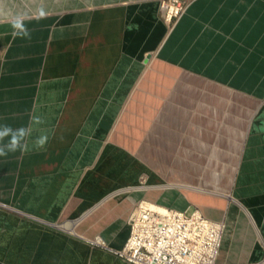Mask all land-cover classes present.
Wrapping results in <instances>:
<instances>
[{
	"label": "crops",
	"instance_id": "crops-1",
	"mask_svg": "<svg viewBox=\"0 0 264 264\" xmlns=\"http://www.w3.org/2000/svg\"><path fill=\"white\" fill-rule=\"evenodd\" d=\"M160 7L0 0V264H128L142 201L264 264V0Z\"/></svg>",
	"mask_w": 264,
	"mask_h": 264
},
{
	"label": "built area",
	"instance_id": "built-area-1",
	"mask_svg": "<svg viewBox=\"0 0 264 264\" xmlns=\"http://www.w3.org/2000/svg\"><path fill=\"white\" fill-rule=\"evenodd\" d=\"M189 5L190 0H161V16L170 29ZM129 225L130 237L117 251L128 264H216L225 230L223 222L199 209L179 211L147 201L139 203Z\"/></svg>",
	"mask_w": 264,
	"mask_h": 264
},
{
	"label": "clouds",
	"instance_id": "clouds-1",
	"mask_svg": "<svg viewBox=\"0 0 264 264\" xmlns=\"http://www.w3.org/2000/svg\"><path fill=\"white\" fill-rule=\"evenodd\" d=\"M8 131H10V130L9 129H6L4 133H0V136L7 134ZM24 134H25V130L24 129H21L19 131V135L20 136H23ZM17 143H18L17 142V136L16 135H13L10 145H8L7 147L10 150H15L16 147H17ZM3 154H4V148H0V155H3Z\"/></svg>",
	"mask_w": 264,
	"mask_h": 264
},
{
	"label": "rangeland",
	"instance_id": "rangeland-1",
	"mask_svg": "<svg viewBox=\"0 0 264 264\" xmlns=\"http://www.w3.org/2000/svg\"><path fill=\"white\" fill-rule=\"evenodd\" d=\"M193 2H194V0H190V5H189V8H190V7H191V5L193 4ZM189 8H188V10H189ZM188 10H187V11H188ZM186 13H187V12H186ZM186 13H185V14H186Z\"/></svg>",
	"mask_w": 264,
	"mask_h": 264
},
{
	"label": "bare ground",
	"instance_id": "bare-ground-1",
	"mask_svg": "<svg viewBox=\"0 0 264 264\" xmlns=\"http://www.w3.org/2000/svg\"><path fill=\"white\" fill-rule=\"evenodd\" d=\"M95 62V61H94ZM89 73V72H88ZM121 82V81H120ZM79 123V122H78Z\"/></svg>",
	"mask_w": 264,
	"mask_h": 264
}]
</instances>
